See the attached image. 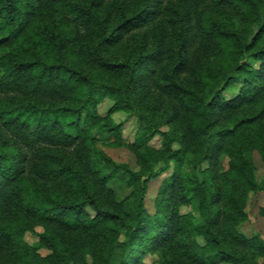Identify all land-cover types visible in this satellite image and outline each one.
Returning a JSON list of instances; mask_svg holds the SVG:
<instances>
[{
    "label": "trees",
    "instance_id": "1",
    "mask_svg": "<svg viewBox=\"0 0 264 264\" xmlns=\"http://www.w3.org/2000/svg\"><path fill=\"white\" fill-rule=\"evenodd\" d=\"M253 152L264 161V0H0V264H262L264 238L240 231L264 189Z\"/></svg>",
    "mask_w": 264,
    "mask_h": 264
},
{
    "label": "rangeland",
    "instance_id": "2",
    "mask_svg": "<svg viewBox=\"0 0 264 264\" xmlns=\"http://www.w3.org/2000/svg\"><path fill=\"white\" fill-rule=\"evenodd\" d=\"M113 104L114 101L112 99H104L98 105L99 113H101L102 115L107 114ZM111 115L116 123H122V136L124 140L126 142H132L139 123L137 117L129 112L122 110L116 111ZM96 137L99 141V147L104 150V152L113 160L117 162L127 163L132 168H136V157L134 153L129 150V148L124 145H115V140L108 133H99L96 134ZM151 143L159 147L161 144L160 136H156L155 138H153L151 140ZM227 161V157H224L222 160L223 169L227 167ZM252 162L256 167L257 179L259 181H262L264 179V161L261 159V156L258 152H253ZM161 178L162 176L150 182V188L146 195L148 208H150V200L155 195V190L158 188ZM109 186L113 188L116 195L120 199L126 198L130 193V189L126 187L125 184L122 183L118 178H112L109 182ZM261 193L264 194V189L256 193H249L245 208L248 213V220H246L240 227V231L245 236H251L252 233L258 232L264 238V214L262 213V209H264V195L259 197ZM182 210L183 212H188L190 208L185 206ZM42 231L43 228L41 226L35 227L34 231H28L25 233V240L30 244H37L39 240L38 233ZM39 251L43 255L49 253V250L47 248H40ZM262 264H264V259L262 260Z\"/></svg>",
    "mask_w": 264,
    "mask_h": 264
},
{
    "label": "crops",
    "instance_id": "3",
    "mask_svg": "<svg viewBox=\"0 0 264 264\" xmlns=\"http://www.w3.org/2000/svg\"><path fill=\"white\" fill-rule=\"evenodd\" d=\"M262 195H264V194H263V193H261L259 197H261Z\"/></svg>",
    "mask_w": 264,
    "mask_h": 264
}]
</instances>
